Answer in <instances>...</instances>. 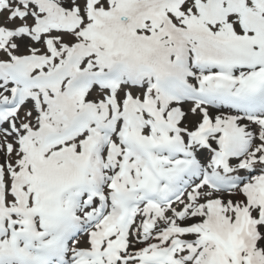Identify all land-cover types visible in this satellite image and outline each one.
Instances as JSON below:
<instances>
[{
    "label": "snow or ice",
    "instance_id": "6c2138e0",
    "mask_svg": "<svg viewBox=\"0 0 264 264\" xmlns=\"http://www.w3.org/2000/svg\"><path fill=\"white\" fill-rule=\"evenodd\" d=\"M0 264H264V0H0Z\"/></svg>",
    "mask_w": 264,
    "mask_h": 264
}]
</instances>
